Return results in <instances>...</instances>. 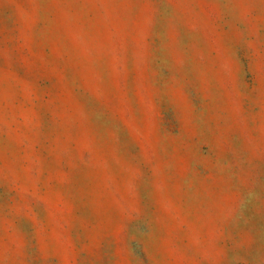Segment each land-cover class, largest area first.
I'll list each match as a JSON object with an SVG mask.
<instances>
[{
  "label": "rangeland",
  "instance_id": "rangeland-1",
  "mask_svg": "<svg viewBox=\"0 0 264 264\" xmlns=\"http://www.w3.org/2000/svg\"><path fill=\"white\" fill-rule=\"evenodd\" d=\"M0 264H264V0H0Z\"/></svg>",
  "mask_w": 264,
  "mask_h": 264
}]
</instances>
